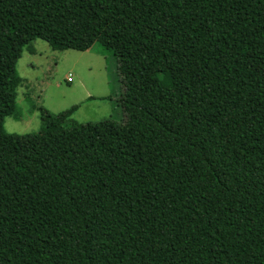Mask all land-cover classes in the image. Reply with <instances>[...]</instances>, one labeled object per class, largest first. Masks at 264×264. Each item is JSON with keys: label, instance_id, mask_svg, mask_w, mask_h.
Wrapping results in <instances>:
<instances>
[{"label": "trees", "instance_id": "16d2710c", "mask_svg": "<svg viewBox=\"0 0 264 264\" xmlns=\"http://www.w3.org/2000/svg\"><path fill=\"white\" fill-rule=\"evenodd\" d=\"M35 39L110 51L124 120L6 132ZM0 264H264V0H0Z\"/></svg>", "mask_w": 264, "mask_h": 264}, {"label": "rangeland", "instance_id": "374dc122", "mask_svg": "<svg viewBox=\"0 0 264 264\" xmlns=\"http://www.w3.org/2000/svg\"><path fill=\"white\" fill-rule=\"evenodd\" d=\"M28 47L35 52L30 54ZM16 70L23 84L17 88L15 113L4 119L8 133L39 131L40 107L59 113L77 105L72 119L80 123L124 120L115 102L123 92L116 60L97 43L84 51L53 50L44 40L35 39L23 48ZM106 96L111 99L102 98Z\"/></svg>", "mask_w": 264, "mask_h": 264}, {"label": "crops", "instance_id": "0c3cea01", "mask_svg": "<svg viewBox=\"0 0 264 264\" xmlns=\"http://www.w3.org/2000/svg\"><path fill=\"white\" fill-rule=\"evenodd\" d=\"M30 54H32V53H30Z\"/></svg>", "mask_w": 264, "mask_h": 264}]
</instances>
